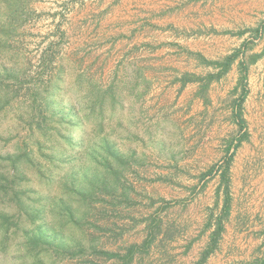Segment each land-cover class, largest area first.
Wrapping results in <instances>:
<instances>
[{"label": "rangeland", "instance_id": "374dc122", "mask_svg": "<svg viewBox=\"0 0 264 264\" xmlns=\"http://www.w3.org/2000/svg\"><path fill=\"white\" fill-rule=\"evenodd\" d=\"M106 1L23 0L11 31L2 33L0 172L11 178L8 158L24 146L32 163L19 180L28 213L9 199L0 205L19 226L0 264H125L128 248V264H194L212 229L206 222L221 209L216 189L226 142L244 130L248 139L232 153L229 215L205 264L263 258L264 56L248 65L241 131L231 108L241 93L232 92L240 59L211 81L208 102L197 82L182 85L180 77L215 72L201 58L221 60L244 41L260 52L264 0H221L217 17L211 3L209 21L170 34L146 30L144 21L136 35L116 37L104 22L95 38ZM257 26L263 30L255 37L250 30ZM69 132L72 148L64 138ZM92 149L97 157L90 163ZM102 175L113 190L102 189ZM89 180L92 191H75ZM39 225L46 235L27 252L21 229L37 237Z\"/></svg>", "mask_w": 264, "mask_h": 264}, {"label": "trees", "instance_id": "16d2710c", "mask_svg": "<svg viewBox=\"0 0 264 264\" xmlns=\"http://www.w3.org/2000/svg\"><path fill=\"white\" fill-rule=\"evenodd\" d=\"M2 1L3 3V9H1V11L3 13H0V43H1V37H2V33H8L10 32V25L12 20H17L18 16L20 14V11L23 9L22 6V2L23 0H0V2ZM5 21V22H2ZM5 23V25H3ZM263 28L257 26L255 28H252L250 31L253 33V35L255 37H258L261 33H262ZM240 34H243L244 31L239 32ZM251 43V42H250ZM250 50V52H249ZM199 57H201L200 54H198ZM264 56V47L262 48V50L260 52H251V48L249 47V45L246 44V42H242L241 45L234 49L231 53L227 54L226 56H224L221 60H207L205 58H201L202 59V63H204L207 66H211L215 69V72H210L207 73L205 76H198V75H194V74H183L180 79L182 80V85H184V83L186 81H195L199 84V94L201 95L202 99L204 102H208V98L204 95V92L206 90V88L209 86V84L211 83V81L213 80H218L221 77H223L228 70L230 69L231 64L237 60L240 59L238 61V77H237V81H236V85L234 86L232 92L235 93L238 91V89L241 91V93L239 94V96L237 98H235L232 101V114L234 116V118L237 120L238 123V127H239V131L243 130V127L245 126V119L242 116V103L244 101V98L246 96V81H247V70H248V65L249 64H253L255 63L259 58ZM264 80V77H263ZM264 82V81H263ZM65 141L67 142V144L69 145V147H73L74 145H76V143L74 144L73 142V136L72 134L69 132L65 137ZM248 139V134L247 132L244 130L243 132H241V135L238 137V139L234 142V138H230L227 140L226 142V157L223 160V163L220 165L219 168V184L218 187L216 189V193L217 195L219 194L220 191H222L223 193V200H222V204H221V209L220 212L215 216L214 219H212V216L209 217V219L206 222V226L210 227L212 226L211 232L208 236V240L207 243L204 247V249L200 252L199 257L197 258V260L194 262V264H205L207 258L209 257L210 254H212L218 247V242L221 238V234L222 231L224 230V221L227 219L228 215H229V209H230V189H229V184H230V165L232 162V158H233V151L238 147V145H240V143L244 140ZM21 149V148H20ZM112 148L109 147L108 153H110L109 155L113 156L114 158L119 159L120 156H118V154L115 152H110ZM231 150V152H230ZM31 149H28L26 146H24L21 151L19 152V155L16 158H8L9 159V168H8V172L9 175L11 176V178H7L5 177L4 172H0V205L6 200L9 199L12 202H15V204L18 206L19 209H21V212L24 213H28V208H29V204H24L22 202V199L19 198V194H25L27 191L26 189H22L20 188L21 184L19 182V180L22 178L23 179V169L27 166H30L32 163L31 160ZM114 153V154H113ZM97 157L95 154V151L92 149L88 155L87 158L89 159V162H93V158ZM88 164V166H91V164ZM213 167L208 171L209 173L212 171ZM113 173V175H116L117 170L114 169L111 171ZM17 178V180H16ZM25 178V177H24ZM40 180L42 179V177H39ZM11 179L12 185H9L8 180ZM45 180V181H44ZM44 180H41V182H43V184H46V186L49 187V185L51 184L49 182V179L45 178ZM92 180V179H91ZM91 180H89L88 182H84V185L82 186L83 189L82 191H79V189H81L82 187H77L75 189V191L79 194H86L84 191H89L88 189H90V191H92V182ZM100 184H102V189H107L105 186L108 182V179L106 180V176L102 175V178L100 179ZM15 185H17V187H15ZM64 187H67L66 183L63 184ZM112 188V190L115 188L113 185L111 187H109L107 190H110ZM89 191V192H90ZM8 201V200H7ZM24 201V200H23ZM64 208V207H63ZM13 217L11 215H8L6 213H4L1 209H0V252L4 253L6 246H7V241L11 235V233H15L14 231L18 230V224L17 222L13 221L12 219ZM213 221H212V220ZM13 227L12 230L11 228ZM37 237H31L29 236V232L28 230H25V228H22L21 231H23L25 237H26V241L24 243V245L27 248V252L30 249V247H32V244L35 243L36 241H40L42 238H44L45 234V229L42 228V226H38L37 227ZM11 229V230H10ZM56 236V234H55ZM63 240H59L58 244H60V246L63 247ZM76 246H78V244H75ZM80 249H78L79 251ZM67 252H69L70 254H72L71 250H66ZM81 251V250H80ZM96 253H101L103 255H106L107 257H117L119 258L120 255L116 252H105V251H101V250H94ZM76 253V252H75ZM75 255V254H73ZM126 263L128 264V262L131 259V255H132V249L128 248L127 252H126ZM38 264H41V262H39ZM243 264V263H242ZM249 264H264V257L263 258H256L254 261L250 262Z\"/></svg>", "mask_w": 264, "mask_h": 264}, {"label": "crops", "instance_id": "0c3cea01", "mask_svg": "<svg viewBox=\"0 0 264 264\" xmlns=\"http://www.w3.org/2000/svg\"><path fill=\"white\" fill-rule=\"evenodd\" d=\"M104 1L98 0V3L101 4ZM211 3L214 4L213 9H215L212 13L215 15L214 17H217V13L221 14V0H107L100 7L99 12H105L103 13L105 17L103 23L100 25L97 18H95L94 23L96 26L100 25L96 30L102 29L103 32L105 22L106 28L113 36L122 38L134 36L145 27L146 30L153 29L159 33L170 34V32L181 29V27L187 29L190 25L189 22L209 21ZM84 21L85 19L81 20L82 23ZM144 21L146 22L145 27L144 24H140ZM94 23L93 27L95 26ZM102 32L99 30L95 38H99ZM94 34L92 33L91 36ZM107 36L110 37L109 34ZM107 36L105 37L107 38ZM263 75L264 71L261 76L262 79Z\"/></svg>", "mask_w": 264, "mask_h": 264}]
</instances>
